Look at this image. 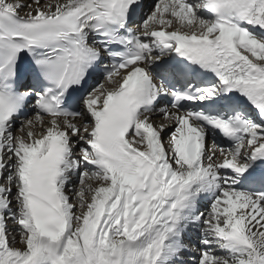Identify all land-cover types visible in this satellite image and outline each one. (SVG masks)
<instances>
[{
	"label": "snow or ice",
	"instance_id": "6c2138e0",
	"mask_svg": "<svg viewBox=\"0 0 264 264\" xmlns=\"http://www.w3.org/2000/svg\"><path fill=\"white\" fill-rule=\"evenodd\" d=\"M0 264H264V0H0Z\"/></svg>",
	"mask_w": 264,
	"mask_h": 264
}]
</instances>
